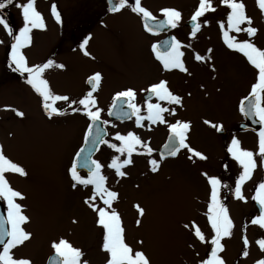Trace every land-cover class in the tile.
<instances>
[{"label": "rangeland", "instance_id": "374dc122", "mask_svg": "<svg viewBox=\"0 0 264 264\" xmlns=\"http://www.w3.org/2000/svg\"><path fill=\"white\" fill-rule=\"evenodd\" d=\"M21 2L27 3L28 0ZM242 2L246 15L252 20L251 26L258 28L254 43L264 49V12L259 9L257 0ZM144 3L152 11L164 4L179 6L180 12L186 16L193 14L198 7V0H144ZM211 3L215 11H231L225 9L221 0H211ZM53 4L61 16L60 23L51 13ZM34 7L42 15L45 27L30 31L32 45L21 48V52L29 66L43 64L50 59L55 64L65 66L62 69L49 68L43 74L54 94L67 95L71 100L78 101L88 91L87 77L97 71L102 74L103 81L94 98L100 101L101 108L106 107L111 94L117 90L134 87L142 91L162 78L169 80L184 97L182 106L168 104V108L175 109V114L168 113L165 120L190 122L189 146L205 155L206 160L198 157L189 159L192 154L186 150L177 161L169 159L160 163L158 171L153 173L149 160H160V152L168 138L164 129L159 127H137L136 118L127 124H109L107 141L119 146L115 135L132 132L153 149L151 156L146 154L145 148L137 146L131 157L133 164L122 169L125 177L117 176L109 165L116 157L125 159L126 154L121 155L103 144L94 159H98L104 167L102 173L106 177L107 187L119 194L113 207L121 215L126 243L134 250H143L151 264H200L202 259H206L210 241L214 237L208 220L211 187L205 180L208 177L216 178V174L221 177L220 158L223 154H218L219 144L226 142L234 126L244 120L238 117V106L246 97L247 89L258 82V70L223 41V30H227L226 15L222 18L220 14L211 16L208 12L207 28L213 30L206 34L205 39L184 41L190 50L199 45L201 56L205 59L209 60L210 56L212 65L206 70L205 81L199 66L193 68L188 64L187 72L172 73L154 64L146 50L144 39L147 40V37L140 33L142 26L136 16H117L113 20L119 24L113 28L111 26L108 35L93 36L84 49L80 47V50L64 52V46L59 44H68V34L81 27L87 28L90 23L81 25V22L91 15L93 8L102 11L101 3L99 0H34ZM10 21L14 25L11 28L13 35H9L0 25V146H3L4 154L9 159L27 172V176L23 177L15 173L5 174L10 185L26 197L18 201L24 206V214L30 218L29 223L23 226L32 233V239L25 243L24 258L30 259L32 264H44V260L46 263L53 255L51 243L64 238L85 253L83 259L89 264H106V253L102 250L103 230L96 223V213L84 203L92 191L81 187L74 189L69 173L72 161L82 146L89 121L79 117L78 112L72 113L65 102H57L56 106L70 114L48 118L42 109V98L33 88L26 89L24 80L4 76L2 63L8 60L7 49L16 42V36L25 27L22 15L16 14ZM216 21L224 25L220 32V24ZM106 24L103 23L104 26ZM230 35L236 36L239 41L245 40L243 31L231 32ZM85 50L88 56L84 55ZM205 85L210 96L203 90ZM73 107L80 106L77 104ZM13 110L23 112L24 116H17ZM103 115L100 118L104 120ZM205 120L224 126L226 132L217 135V127L205 124ZM239 139L258 145L259 136L248 133L240 135ZM254 154L256 161L264 162L259 150L255 149ZM208 163H211V167ZM256 169L260 170V166ZM239 176L229 178L220 185L219 202L223 193H235L236 184H232ZM229 181L231 185H227ZM262 182L264 178L260 175L252 176L242 185L243 188H254L242 191L245 200L232 195L228 208L225 207L234 225L232 235L221 240L225 264H256L264 259L257 243L264 238V229L248 225L253 217L252 200ZM97 203L101 204L99 200ZM135 204L145 209L144 217L138 216ZM138 218L141 219L139 226L136 225ZM192 223L200 228L206 243L195 238ZM184 224H190V228L185 229ZM243 235L250 243L248 249L244 248ZM140 240H143L142 245L138 244ZM245 250L249 252L247 257L242 256Z\"/></svg>", "mask_w": 264, "mask_h": 264}, {"label": "snow or ice", "instance_id": "6c2138e0", "mask_svg": "<svg viewBox=\"0 0 264 264\" xmlns=\"http://www.w3.org/2000/svg\"><path fill=\"white\" fill-rule=\"evenodd\" d=\"M7 3H12V0H7ZM221 3L226 5L231 11L227 15V30L224 29V25L221 24L223 30V41L227 47L237 53L242 54L247 62L258 70V82L251 88V100L249 106L246 109L244 101H241L240 111L246 117H258L259 123L264 125V49L258 48L250 40L239 41L231 32L240 33L246 32L248 37H252L258 31L257 28L252 27V20L246 15L245 5L242 0H221ZM259 9L264 12V0H257ZM5 3H0V9L5 7ZM18 7L22 9L23 19L25 21V27L20 30L18 36H16V42L11 45V57L12 63L15 65V70L21 73H27V83L35 90V92L42 98L43 110L48 118L54 116H64L67 113L66 110L57 107V102H65L71 109L72 113L83 112L91 123L87 128V134L85 136V144L93 136L95 126L100 122L101 110L96 107L97 101L93 97V91L96 90L102 77L100 73L92 75L88 83L92 85V91H89L83 98L77 100H71L67 95L54 94L51 90L48 81L44 78L43 74L45 70L56 67L64 68L63 64H55L53 60H48L46 63L29 66L25 55L22 54L21 48L30 44V31L33 28L43 29L45 27L42 15L36 11L34 7V0H28L27 3L18 4ZM131 8L133 13L143 17L144 28L147 32L156 34L160 30L165 28H176L182 18V13L179 10L173 8H163L160 10L163 19L157 20L153 13L146 7L142 6L141 0H134V5L129 4V0H117L112 5L110 11L120 12L126 8ZM209 11H215L212 6L211 0H199L197 9L191 16L193 37L201 28V24L198 22L199 18L204 16ZM51 13L55 17L57 23H60L61 16L57 11L55 4L51 6ZM152 22V23H150ZM207 21H205L206 23ZM247 27H241L242 25ZM0 25H3L7 29L9 35H13L12 30L8 24L0 19ZM87 39L81 45L84 49L87 44ZM182 44L175 39L165 41L163 45H152V51L155 53L156 59L162 64L165 70L179 69L182 72H187L182 57L184 53L180 50ZM163 49V50H162ZM209 53L211 49L208 50ZM84 55L88 56L89 53L85 50ZM195 60L201 62H207L204 56L195 54ZM210 59V57H209ZM214 70V69H213ZM151 96L155 97L158 101L166 102L169 105L183 104V99L179 95L172 93L167 87V81H160L152 84L149 88L145 89ZM136 93L133 89H126L116 94L115 99L121 101L122 104H126L131 112L136 114V123L139 126L143 117H141V108L133 101L135 100ZM248 99V98H246ZM79 105L81 107H73V105ZM115 107V104L113 105ZM15 111V114L19 117H23L24 113ZM168 112L170 115L175 114V109L163 107L161 103H147V119L152 123H166L164 113ZM109 115H112L109 112ZM104 123H107L105 121ZM205 124H210L212 127H218L216 124H212L210 121L205 120ZM222 128V126H219ZM190 122H184L177 120L174 123L168 124V129L171 133L169 136V142L164 146L169 156L175 157L181 149H186L192 155V157H198L200 160H206L207 157L192 149L187 143V135L190 131ZM115 140L119 141V146L115 143H109L102 137H97L98 143L107 144L109 148L114 149L121 155L126 154V158L120 160L116 157L112 160L109 167L115 170V174L119 177H125L126 173L122 170L125 166L133 164L132 155L137 150V146L146 149V154L151 156L153 149L143 143L139 136L132 132L127 135H121L117 133ZM259 155L264 157V131L259 132L258 141ZM86 151L85 148H80L76 153L75 159L69 169L70 178L73 181L72 187L75 189L77 186H92V194L89 195L84 203L97 215L96 223L103 230V243L102 250L106 253V264H151L150 258L141 249H133L128 243H126L124 228L122 227V221L119 213L113 207V203L118 200L119 194L116 191L110 190L106 187V177L102 174L103 165L98 161L91 159L88 156L81 163V156ZM228 152L231 153L232 158L236 160L242 167L243 172L239 176L235 185L236 198L245 200L242 195V185L245 181L249 180L255 170L257 164L254 159V153L248 150H242L239 147V141L233 139L231 141V147L228 148ZM163 158V154L161 156ZM151 171L157 172L160 166V162L157 159H150ZM87 168L88 176L84 178L80 175L78 168ZM6 173H15L20 176H27L26 170L19 164L9 159L3 150V146H0V200L6 202L7 216L0 217V245H3L0 250V264H32L28 258H18L13 254V249L19 246L25 245L27 241L32 239V233L25 230L23 225L29 223L30 218L24 214V206L18 201L24 200L26 197L23 193L15 190L6 178ZM207 176V173H204ZM211 186V204L208 209V220L210 222L211 229L214 232V237L211 239L210 255L206 259H202L200 264H225L224 259L219 253L224 249L221 240L224 237H230L232 235V228L234 227L232 220L229 218L227 209L220 204L218 195L220 188V180L214 177H208L207 181ZM261 209L264 210V182L260 183L256 195L253 197ZM101 201L97 203V201ZM138 216L144 217L145 209L139 204L134 205ZM73 223H76L73 220ZM253 225L258 226L260 229H264V211H262L256 218L251 220ZM141 224V219L136 220V225ZM7 225V227H6ZM185 229L190 228V224H184ZM191 228H194V236L201 243H206V239L199 227L194 223L191 224ZM7 238V239H5ZM261 251H264V238L257 241ZM138 244L142 245L143 240L138 241ZM244 248L249 247V241L247 237L243 239ZM52 249H54V257L50 258L51 264H89V262L83 257L85 253L77 247H74L67 239L60 238L58 241L51 243ZM249 252L243 251V256L247 257ZM256 264H264V259L258 260Z\"/></svg>", "mask_w": 264, "mask_h": 264}, {"label": "flooded vegetation", "instance_id": "af4514ba", "mask_svg": "<svg viewBox=\"0 0 264 264\" xmlns=\"http://www.w3.org/2000/svg\"><path fill=\"white\" fill-rule=\"evenodd\" d=\"M99 2L102 5V11L98 12V11H95V8H93V11H94L95 14L93 15V11H92L91 15L85 21L81 22V25H83L84 22H89L90 23L89 26L87 28H82L81 27V28L73 31L72 33L68 34L69 35L68 44H61V43L59 44V46H61V47L64 46L63 48H65V50H62V51H64V52L65 51H74L75 49H79L80 50L81 45L84 43V41L86 39L88 41L87 44H89V42H90V40H91V38L93 36L108 35L111 32V26L113 28V27H116V25L119 24V23L115 24L114 20H113L117 16H121V15L130 16V17L131 16H136V17H138V19H140L141 26H142V29L139 28L140 33L147 37V40L144 39L146 50H147V53H148V55L150 57V60L153 61L154 64L162 66V64L156 59L155 53L152 51V45H154V44L163 45L165 41H169L170 42L172 40V38L174 37L175 39L180 41L181 44H182V47H181L180 50L184 53V55L182 57V61H183L184 65H185V67L188 64L191 67H193V68H196L197 66H199V70H200L201 73L204 74V78H205V81H206V76H207L206 75V70H208L209 65H212L211 58L209 60L206 59L207 62L196 61L195 58H194L195 54L198 53V54L201 55V49H199L200 46L196 45L195 48L193 47L190 50L188 48L189 45L186 42L184 44V41L185 40L190 41L192 39H196V41H198V40L203 39V38L205 39L206 34L213 30V29H208L207 28V22H208V19H209V17H207V13L208 12L205 13L204 16L199 18L198 22L201 24V28L197 32L195 37H193L191 35V32H192V21H191V16L192 15L191 14L192 13L187 15V16L182 14V18H181V21H180L178 27H176V28H165L163 30H160L156 34H153V33L147 32L145 30L143 17L137 15L136 13H133L131 11L130 7L126 8L124 10H121L120 12H112V11H110V8L112 7V5L114 3L117 2V0H99ZM0 3H5V5H6L3 9H0V19H3L8 24L10 29L11 28L13 29L14 25L11 23L10 19L13 16L15 17L16 14L19 15V16H21V15L23 16L22 9L20 7H18L17 5L18 4H23V3H26V2H21V0H12V3H7V0H6V1H0ZM141 3H142V6L146 7L148 10H150L153 13V15L157 18V20L163 19V17L161 16V12H160L161 9H163V8H173V9L179 10L178 8H180L179 6H171V5L164 4V5L160 6L157 10H155V11L153 10L152 11L151 9H149L145 5L144 0H141ZM129 4L130 5H134V0H129ZM198 4H199V0H198ZM223 6L225 7V9L228 10L226 5L223 4ZM91 8H92V6H91ZM209 13L211 14V16H213L214 14H220V16L223 18L225 15L227 17L228 11H226V13H224L223 10L222 11H209ZM205 21H207V22L205 23ZM104 22H105V24L110 22V24L109 25L106 24V26H104L103 25ZM150 23H152V22H150ZM216 23L220 24L219 25V32L222 31V29H221L222 22L216 21ZM1 26H3V25H1ZM255 28H257V27H255ZM244 35H245V40H250L252 43H254V39L258 35V31L252 37H248L246 32H244ZM29 45H32L31 41H30ZM184 45L186 46V48H184ZM122 46H125V45L123 44ZM69 48H70V50H69ZM187 48H188V52L186 51ZM83 53H84V51H83ZM188 53L190 54V56H189ZM191 53H193V56H192ZM7 54H8V60H6V61H4L2 63V66H3L2 68H4V71H3L4 72V76H6L7 79L13 78V80H15V79L24 80L23 83H24L26 89L27 88H32L27 83V73H21V72L15 70V65L12 63L11 46L8 47ZM189 57H191V60L189 59ZM245 60H246V58H245ZM169 71L172 72V73L180 72L179 69H171ZM95 73H100V72H97V71L93 72L87 77L86 86L88 88V91L86 92V94L89 91H92V85H90L88 83V80ZM101 77H102V79H101L99 85L97 86L96 90L93 91V97L96 95V93L99 91V89H100V87L102 85V81H103L102 74H101ZM216 77L220 78L217 75H216ZM162 80L167 81V87L169 88V90L172 93H174L176 95H179L181 97V95L178 93V91L175 89V87H172V85L170 84L169 80H167L165 78H162L158 82H160ZM158 82H155V83H158ZM150 86L145 87L142 91L139 90V89H136L134 87H128V88H125V89L117 90V91H115L114 93L111 94L109 103L104 108H101L100 101H97L96 107H98L101 110V114H104L103 116L105 117L104 120L102 118H100V119H102L104 122H105V120L106 121L107 120L110 121V122L107 121V123H105L107 129H108L109 124H111V123H116V124H123V123L127 124V123H129L128 121H130V120L125 121L126 123L125 122H121L120 123L118 121L111 120L108 115H109V111H110L111 107L114 105V102L116 101V99H115L116 94L118 92L126 90V89H133L135 91V93H136L135 100L133 102L141 108L140 115H141V117H143V119L140 122V125L138 126L137 123H136V126L137 127H141V126L147 125L148 127L152 126V128L159 127L161 129H164L163 131L165 132V137L168 138L169 135L171 134L169 129H168V124L174 123L177 120H174V121H166L165 120L166 123L162 124V123H159V122L152 123L151 121H149L147 119V103L148 102H152L154 104L155 103H161L163 107L168 108V104L166 102L158 101L155 97L151 96V94L149 92L145 91V89L149 88ZM207 88L208 87L205 85V89H203V90L210 96L209 91L207 90ZM251 88L247 89L246 97L243 99V101L247 100L246 98H248L251 95ZM28 92L31 93L30 91H28ZM182 99L184 100L183 96H182ZM120 104L122 106H126L127 107V105L126 104H122V102ZM240 105H241V103H240ZM240 105L238 106V110L239 111H237L239 113V115H240L238 117L243 118L244 120L239 122V123H237L234 126V129H232L231 136L226 142H222V143L219 144L220 150H219L218 154H223V156L220 158V170H221V174L222 175H221V177H219L218 174H216V178L220 180V182H221L220 185L221 186L225 182V180H228L229 178H236L238 175H241L242 172H243L242 167L239 165V163L236 160H234L232 158L231 153L228 152V148L231 147V141L233 139H236V140L239 141V147L242 150L252 151L253 153L255 152V149L258 150V145H254L253 142H245V141H242V140L239 139L240 135L248 134V133L255 134V135L259 136V133L251 132V130L250 131H241L240 130L241 124L246 121L245 116L240 111ZM80 107L82 108V106H80ZM42 109H43V106H42ZM68 113L70 114V112H68ZM77 114H79V117H84L83 119H86V121L88 120V118L83 114L82 111L78 112ZM45 115H46V113H45ZM163 115H164V118L166 119V117L168 115V112H165ZM58 117H60V116H58ZM134 118H136V114H135ZM255 119H257V118L254 117L253 120H255ZM180 121L188 122V121H185V120H180ZM88 125H89V122H88ZM190 130H191V128H190ZM216 131H217V135H218V133L219 134H223V133L226 132L224 126H222V128H220L218 126L216 128ZM108 132H109V130H108ZM189 141H190V131L188 132V135H187V143L188 144H189ZM184 151H186V149H181L179 151V153L175 157L168 156V157L161 158V156H160L159 157V159H160L159 161H160V163H163V162H165L166 160H169V159L172 160V161H177ZM157 152H158V150L156 151V153ZM254 156H255V154H254ZM96 161H98L102 165V163L98 159H96ZM256 164H257L256 168L258 166H260V170H257L255 168V170L252 173V176L260 175L262 178H264V162L256 161ZM208 165H209V167H211V163H208ZM102 169H104V167ZM79 173H80V175L85 176L86 178H87V176L89 174L86 171H81ZM102 174L104 175V172ZM207 181H208V179L205 180V183L207 185H210ZM235 184H236V182H234L232 184V186H234ZM227 185H231L230 181L227 183ZM221 186L219 188V195L218 196H220V192H221V189H222ZM79 187L87 188V189L92 191V186L91 185H89V186H77V188H79ZM106 187H107V183H106ZM250 189H254V188L250 187V186L248 188H243L242 187L241 191H244V190L250 191ZM232 195L236 196L235 193L232 194ZM232 195L223 193L222 196L220 197V204L223 205L224 207L228 208L229 203L231 202V199H232ZM252 203H253V207H254L252 219H254L262 212V209H261V206L259 204H257V201L255 199L252 200ZM3 208H4L5 212H6V214H5V217H6V215H7V205H6L5 201H3ZM248 225H251V226L253 225L251 223V220L249 221ZM244 236L245 235H243L242 237H244ZM249 247H250V244H249ZM2 248H3V246L0 247V250H2ZM24 249H25V245L19 246L18 248L13 249L12 251H13L14 256L18 257V258H20V257L24 258ZM52 253L55 254L54 251ZM219 255H220V253H219ZM207 256H208V254H207ZM242 256H243V254H242ZM46 263H47V261H46ZM46 263H45V260H44V264H46Z\"/></svg>", "mask_w": 264, "mask_h": 264}, {"label": "water", "instance_id": "95a60500", "mask_svg": "<svg viewBox=\"0 0 264 264\" xmlns=\"http://www.w3.org/2000/svg\"><path fill=\"white\" fill-rule=\"evenodd\" d=\"M249 101L244 103L245 108L247 109L249 106ZM125 106H122L121 104L117 105V103L115 104V107L112 108V110L110 111L112 113V115H110L111 119L113 120H120V121H125L131 118L132 114H129V112L127 111L126 113H123ZM248 118V122L245 124H242L240 127L241 131H246V130H253V131H259L260 130V124L256 121L253 120L254 117H247ZM107 136V131L103 125V123L100 121L94 128V132H93V136L92 138L89 140V142L87 144H85L84 141V145L83 148L86 149V151L82 154L81 156V163H83L84 159L87 158L88 156H91V159H93L94 155L97 153V151L99 150L100 146L102 145V143H98L97 142V137H102L104 140ZM169 142V141H168ZM161 154H163V156H168L165 148L161 151ZM87 168H78V171L83 170ZM0 217H5V213H4V209L1 205L0 202ZM7 227V225H6ZM7 239V238H5ZM3 245H0V247H2ZM54 257V256H52ZM48 264H51V261L49 259Z\"/></svg>", "mask_w": 264, "mask_h": 264}]
</instances>
